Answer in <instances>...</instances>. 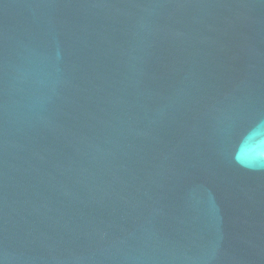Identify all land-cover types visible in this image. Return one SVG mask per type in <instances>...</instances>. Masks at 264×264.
Instances as JSON below:
<instances>
[{"label":"water","instance_id":"1","mask_svg":"<svg viewBox=\"0 0 264 264\" xmlns=\"http://www.w3.org/2000/svg\"><path fill=\"white\" fill-rule=\"evenodd\" d=\"M0 264H264V0H0Z\"/></svg>","mask_w":264,"mask_h":264}]
</instances>
